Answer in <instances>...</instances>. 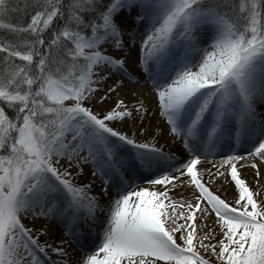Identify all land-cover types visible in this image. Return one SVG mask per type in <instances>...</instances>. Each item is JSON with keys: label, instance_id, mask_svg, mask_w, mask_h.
Here are the masks:
<instances>
[{"label": "snow or ice", "instance_id": "6c2138e0", "mask_svg": "<svg viewBox=\"0 0 264 264\" xmlns=\"http://www.w3.org/2000/svg\"><path fill=\"white\" fill-rule=\"evenodd\" d=\"M0 29V264H264L238 171L264 163V0H0Z\"/></svg>", "mask_w": 264, "mask_h": 264}, {"label": "rangeland", "instance_id": "374dc122", "mask_svg": "<svg viewBox=\"0 0 264 264\" xmlns=\"http://www.w3.org/2000/svg\"><path fill=\"white\" fill-rule=\"evenodd\" d=\"M149 88H151V85H148ZM123 90H121L119 92V95L116 93V92H113V93H110L109 94V98L104 101V102H100L99 99H98V96L100 95L99 93L97 94V99H95L92 103H93V107L95 110L97 111H103L109 107H111L115 101L119 98V96L122 94ZM159 122V124H158ZM144 123L145 124H150L152 126V129L154 130L157 126L159 127H165V143L164 145H167L169 143H171L170 141L167 140V136H169V133L167 131V128L164 124V119L163 117H161L159 115V113H156L150 117H146L145 120H144ZM125 126H127V122H125ZM137 136L139 137L140 134L137 133ZM146 135L142 138L146 139L145 138ZM250 148V147H249ZM250 151V150H249ZM229 154L228 152H221V155H227ZM213 158V157H211ZM218 158V157H216ZM215 159V158H213ZM219 159V158H218ZM257 165H258V168L256 166H253L250 162L246 164V166H242V167H238V171L240 172L241 176L244 175V173H246L247 170L251 169L254 173L252 176V190L254 191V196L255 198L257 199H260V198H264V167H261L259 164H258V160H257ZM198 166L200 169H205V171L207 172L205 174V179H208V172L211 171L212 172V175H215V172L213 171V169H219L222 171V169L219 168V162L217 165H213V164H203L202 162H198ZM264 166V165H263ZM257 171H258V175H257ZM228 177H230V173H228ZM258 179V180H257ZM257 180V181H256ZM256 181V182H255ZM249 184V183H248ZM210 186L212 187V189L214 191H216L219 195H221L222 198H225L227 199L229 202H233L234 203V197H237L238 196V189L236 188L235 186V183L234 181H232L230 178H225V177H217L215 179V181H210ZM158 187L162 188L163 185H158ZM250 187V186H249ZM258 190V191H257ZM193 189H191L190 187H187V188H180V187H177L175 190H174V195H183L185 193H192ZM234 191V192H233ZM188 196L185 195V199H187ZM196 224H197V227H202L201 225V219L199 217L196 218ZM212 227V223H211V214H210V218H209V222L207 224V228H211ZM217 227H219L217 225ZM207 228H205V230H207ZM220 236V233L217 232L216 233V239H218ZM73 248L75 249V253H74V256H73V259H75L76 257L82 255V250L75 244H73ZM201 252L205 255H207V253H204V250L201 249ZM210 259H213L215 260V256H209Z\"/></svg>", "mask_w": 264, "mask_h": 264}, {"label": "bare ground", "instance_id": "6f19581e", "mask_svg": "<svg viewBox=\"0 0 264 264\" xmlns=\"http://www.w3.org/2000/svg\"><path fill=\"white\" fill-rule=\"evenodd\" d=\"M131 87V86H130ZM137 87H139V86H137ZM120 96H125V98L126 99H128L129 101L133 98L129 93H125L124 91L122 92V94L120 95ZM119 96V97H120ZM164 124H165V121H164ZM151 133H149L148 135H150ZM148 135H146V139L148 138ZM165 140H166V138H165V131H164V133L160 136V142L161 143H165ZM167 140L168 141H170L171 143H172V136L169 134V136H167ZM171 143H169V144H167V145H164L165 146V148H167ZM238 154L239 155H241V156H243V153L244 152H246V151H249L250 150V148H249V145H247V144H241V145H239L238 147ZM258 160V159H257ZM218 162H219V159L218 158H215V159H213V158H211V157H205L204 159H203V161H202V163L203 164H208V163H210V164H213V165H217L218 164ZM242 163V161H237V164L238 165H240ZM258 164L261 166V167H264L263 165H264V163H260V161L258 160ZM243 166H246V164H244ZM202 170H205V169H202ZM207 172L205 171V174H206ZM253 171L251 170V169H249V170H247L246 171V173H244V175L242 176V178L243 179H245V181H246V183L250 186V188L252 189V187H251V185H252V177H254V176H252L253 175ZM258 180V179H257ZM256 180V181H257ZM255 181V182H256ZM234 192V191H233Z\"/></svg>", "mask_w": 264, "mask_h": 264}, {"label": "trees", "instance_id": "16d2710c", "mask_svg": "<svg viewBox=\"0 0 264 264\" xmlns=\"http://www.w3.org/2000/svg\"><path fill=\"white\" fill-rule=\"evenodd\" d=\"M17 14L16 13H11V19L14 21L16 19ZM6 29H0V32H6Z\"/></svg>", "mask_w": 264, "mask_h": 264}]
</instances>
